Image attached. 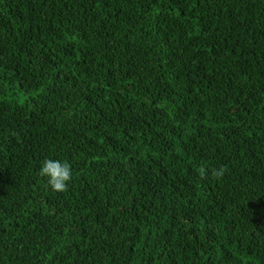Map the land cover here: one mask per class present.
<instances>
[{"label":"trees","instance_id":"16d2710c","mask_svg":"<svg viewBox=\"0 0 264 264\" xmlns=\"http://www.w3.org/2000/svg\"><path fill=\"white\" fill-rule=\"evenodd\" d=\"M0 264H264V0H0Z\"/></svg>","mask_w":264,"mask_h":264},{"label":"clouds","instance_id":"9594fccd","mask_svg":"<svg viewBox=\"0 0 264 264\" xmlns=\"http://www.w3.org/2000/svg\"><path fill=\"white\" fill-rule=\"evenodd\" d=\"M201 176L205 175V169H200ZM224 169L219 171L213 170V176H223ZM39 175L47 177L48 186L53 191L61 192L66 190L67 183L72 178L71 166L66 162L56 161L52 159H45L42 162Z\"/></svg>","mask_w":264,"mask_h":264}]
</instances>
